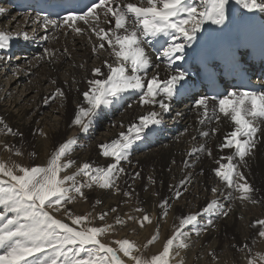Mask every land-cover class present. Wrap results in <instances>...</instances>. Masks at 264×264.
I'll return each instance as SVG.
<instances>
[{
    "label": "snow or ice",
    "instance_id": "1",
    "mask_svg": "<svg viewBox=\"0 0 264 264\" xmlns=\"http://www.w3.org/2000/svg\"><path fill=\"white\" fill-rule=\"evenodd\" d=\"M229 3L230 0H137L136 3L130 0H64L61 10L66 14L59 19L37 15L32 22L44 33L39 37L42 44L55 40L56 37L48 33L59 29L65 37L69 34L73 37L87 36L92 54L97 59L102 52H108L111 58V62L103 61L107 73L100 67L91 69V78L86 80L88 88L82 93L83 101L78 104L70 127L87 133L102 109L119 103L129 93H139L138 104L151 108L136 118L138 123L128 124L127 131H122L118 138L98 146L101 156L111 158L106 167L97 166L94 162L77 166L76 161L69 158L78 144L75 137L59 143L43 165L24 166L15 161L0 160V264H172L173 260L176 264H183V259L177 258L190 246L188 241L192 233L199 236L201 231L214 225L212 217L229 215L231 206L226 209L219 197L230 202L238 200L241 204L259 203L253 195L257 190L248 182L241 168L247 170V158L254 155L259 134L264 132V91L231 90L226 95L197 94L191 97L194 101L191 110L198 116L200 127L196 131L199 136L207 138L210 135L202 130L206 123L213 120L218 123L221 117L227 118L234 129L218 147L221 151H232L214 160L218 167L212 171L219 187L211 189L213 199L200 211L177 217L178 225H174L173 234L157 254L145 257L141 247L127 238L111 241L116 247L103 242L102 237L113 232L116 225L126 224L119 215L115 224L89 226L91 213L74 215L68 208L78 199H88L85 189L111 191L114 195L120 193L122 175H130L122 162L130 163L133 145L146 139L162 124L163 115L170 111V102L178 94V86L181 89L187 86L181 84L186 72L177 71L173 65L184 59L185 49L197 39L206 23L224 24ZM236 3L249 12L264 11V4L258 0H236ZM6 11L0 7V16ZM105 25L112 26L106 28ZM32 32L29 36L26 32L0 30V51L6 54L11 43L21 38L26 42L36 41V28ZM156 45H160L156 59H163L165 71L169 72L163 79L155 71L160 64L153 68L145 50L146 46ZM57 56L70 58L71 53L67 47L59 52L45 46L42 55L34 59L55 63ZM5 59L6 55H0V61ZM79 67L83 69L85 65L82 63ZM150 69L152 75L149 77ZM51 82L56 83L55 80ZM57 97L64 98L60 88L52 94V99ZM48 102L45 98L44 103ZM128 107L131 108L132 104ZM181 114L177 112L176 116ZM0 126L4 135H21L3 120H0ZM211 134L215 135L216 129H212ZM192 140L196 137L193 136ZM3 148L12 155H23L14 145L5 144ZM205 151L204 144L194 145L187 155L193 157ZM207 151L211 157V150ZM29 156L35 158L36 153H29ZM184 163L188 166L189 162L186 160ZM139 176L137 172L130 178L135 181ZM190 180L189 176L181 180L179 186H170V190L174 189L173 199L178 201L183 197L187 191L185 185ZM123 195L130 198L132 193L125 191ZM99 203L101 201L97 200L96 204ZM170 206L168 199L158 202L161 218L168 215ZM134 211L142 213V216L137 218L126 213L128 221L138 223L141 229L145 222L152 224L144 209L136 207ZM111 212L116 213L117 209L112 208ZM53 213L62 214L64 219ZM108 215V212H103L96 219L104 221ZM205 217L207 221L202 224ZM65 220H70L71 224ZM257 225L261 226L258 235L264 238V219L254 221L251 226ZM158 239L157 232L143 248L147 249ZM237 250L244 251L243 248ZM209 254L215 259L214 253ZM247 264H264V255H253L249 248Z\"/></svg>",
    "mask_w": 264,
    "mask_h": 264
},
{
    "label": "bare ground",
    "instance_id": "2",
    "mask_svg": "<svg viewBox=\"0 0 264 264\" xmlns=\"http://www.w3.org/2000/svg\"><path fill=\"white\" fill-rule=\"evenodd\" d=\"M130 2L136 3L137 0H130ZM258 2L264 4V0H258ZM0 7L7 10L6 14L0 16V30L13 33L26 32L31 36L33 34L32 29L36 28L35 34L37 36L36 41L26 42L21 38L11 43V46L20 48V56L16 55L17 58L19 57L17 61L10 63L7 58L4 61H0V120H3L14 131L21 133L20 136H15L16 139H21L25 136L32 137L34 139V149H32L35 153L52 151L59 143L75 137L78 144L74 150L75 152L69 157L70 159L76 160L78 158L76 154L81 153L83 149H87L90 153L86 152L84 158L89 159V163H93L92 154L97 151L98 162L94 163L98 166L106 167L107 162L99 161L100 148L98 146L118 138L122 131H127L128 124L132 122L138 123L136 118L145 114L150 110L151 106L145 105L141 107L138 104L139 93H129L119 103L102 109L101 115L96 118V122L87 133L81 132L76 127H70L78 104L83 101L82 93L88 88L86 80L91 78V69L100 67L104 73H107L108 69L103 66V61L109 60L111 62L108 52H102L99 59H97L92 54V45L88 43L87 36L73 37L69 34L65 37L62 30L59 29L51 30L48 33L55 36V40L42 44L39 37L44 33L42 29L32 22L35 18L27 15L19 16L12 12L6 4H0ZM255 11H258L264 19V11ZM248 12L237 4L236 0H230V3L226 6L224 24L212 25L206 23L197 34V39L192 41L191 46L185 49L184 59L176 61L173 68L180 71L179 64L184 63L189 56H194L197 51H202L203 47L200 43L204 38L214 40L215 38H224L230 35L231 30L239 26ZM110 26L112 25H105L106 28ZM92 39L95 40V37H92ZM45 46L57 49L59 52H63L64 48L67 47L71 56L70 58L57 56L55 63L34 59L42 55ZM24 50H27V52ZM145 50L153 62V68H155L156 64H160V68L155 69V71L159 72L161 79L165 78L169 72L165 71L163 59H156L158 52L154 51L153 47L146 46ZM0 55H5V53L0 51ZM12 58H10V61ZM82 63L85 65L83 69L79 67ZM73 65L76 66L73 67ZM130 71L129 69V73ZM148 75L149 77L152 75V69L149 70ZM52 80H55L56 83L53 84ZM73 80H75V83H73ZM56 88H60L64 92L63 99L59 97L52 99V94ZM45 98H48L49 102L47 104L44 103ZM71 102L77 103V106L72 105ZM192 103L177 105L171 101L170 111L163 115V119L168 122L167 129H156L146 139L137 141L131 150L130 163L122 162L124 167L129 164L135 165L133 168L136 170L129 172L130 175L126 176L128 179H131V175L139 173L143 166H147L150 163V167L146 168L144 175L140 174L135 181L132 180L129 183L131 188L128 187V191L136 195L141 194L140 202L142 205H151H148L149 207L146 206L144 210L146 213L149 212L153 215V221L150 225L145 224L143 229L135 222H128L127 226H119L117 228V237L127 232V230H124L126 227L136 232V234L131 233L129 237L137 238V240L139 237L142 239L149 238L150 235H154L156 229L159 233V239L151 248L152 251L159 249L161 251V246L164 244L166 237L168 238L170 235L171 228H173L177 217L187 215L190 212L200 211L213 199L211 189L219 187L212 171L218 167L214 160H219L222 156L228 155L232 151L231 149L221 151L218 146L224 142L225 136L234 129V126L227 118L221 117L218 123L214 120L206 123L202 130L208 131L210 135L207 138L200 137L196 131L200 127L197 124L198 116L194 110H191ZM128 104H132V107L129 108ZM84 106L87 107V105ZM156 110L159 109L157 108ZM177 112L182 113L180 117L176 116ZM121 124L125 125V127L121 128ZM212 129H216L215 135L211 134ZM193 136L196 137L194 141L192 140ZM91 140L95 142H91L88 145L87 142ZM200 144L206 146V151L193 157H188L187 153L191 148ZM207 150H211V157L208 155ZM142 153L145 154L136 156ZM247 159V170L243 168L241 170L244 171L248 182L257 190L253 195L259 203L246 202L241 204L238 200L230 202L224 200L223 197H219L220 203L226 209L229 205L231 206L229 215L226 218H221L218 222H216L217 218L212 217L214 225L203 231L204 233H200L199 236L194 232L192 233L188 241L190 246L186 250H182L181 256L177 258H182L183 264H215V261H224L225 257L220 256L221 254L219 255L223 250L226 251L224 256L228 254L231 257L230 260L238 261L237 249L242 248L243 245H247V247L250 245L252 231L260 227V225L252 227V223L264 219V132L259 134V142L254 150V155ZM186 160L189 162L188 166L184 163ZM189 176L191 180L185 185L187 191L184 192L181 199L174 202L172 198L174 189L170 190V186H179L181 180ZM149 177H151V180ZM123 178L121 177L119 181L120 190L122 186L126 185ZM144 180L149 181L147 183L150 187ZM100 192L104 193L102 195L103 198L111 199L108 204H111L112 208L114 206L117 209L116 214L119 215L122 212L123 205L119 207L120 204L117 205L115 203L117 196L111 194V191ZM154 193L158 195L156 198H154ZM164 199H168L171 206L168 209V215L161 218V209L157 207V204ZM206 221L207 217L204 218V221L202 220V224L206 223ZM243 221L246 222L244 227ZM65 222L67 221L65 220ZM122 228L123 230H121ZM130 240L137 241L136 239ZM209 253H214L215 259ZM172 263L176 264V260H173Z\"/></svg>",
    "mask_w": 264,
    "mask_h": 264
},
{
    "label": "rangeland",
    "instance_id": "3",
    "mask_svg": "<svg viewBox=\"0 0 264 264\" xmlns=\"http://www.w3.org/2000/svg\"><path fill=\"white\" fill-rule=\"evenodd\" d=\"M14 58V59H17V57H14V56H9L8 58L10 59V58ZM7 58V57H6ZM20 90V89H19ZM71 104L72 105H74V106H77L76 104L77 103H74V102H71ZM59 108H61V107H59ZM167 127H168V122H167V120H165V119H163V122H162V124L158 127V130L160 129V130H165L164 128H166L167 129ZM111 129H112V127H110ZM11 139V140H10ZM10 140V141H9ZM19 140V141H18ZM33 140L34 139H32V137H27V136H25L24 138H21V139H16L15 137H13V136H7V135H4L2 132H0V160H4V161H9V160H11V161H15V162H17V163H19V164H21V165H24V166H36V165H43L45 162H46V160H47V157H48V154L51 152V151H46V152H44V151H41V152H37L36 153V157L35 158H32V157H30L29 156V153H33L34 152V147H33ZM41 140V139H40ZM52 141H53V139H51ZM54 142V141H53ZM91 142H95L94 140H91V141H88L87 143H88V145L91 143ZM25 143V144H24ZM5 144H7V145H14L15 146V148L17 149H19V150H21L22 151V153H23V155L22 156H15V155H12L10 152H7V151H5L4 150V148H3V145H5ZM18 146V147H17ZM23 147V148H22ZM55 147H57V146H55ZM33 148V149H32ZM28 149V150H27ZM150 150H152V149H150ZM24 151V152H23ZM75 152V151H74ZM86 152H89V151H87V149H83L82 151H81V153H78V154H76V156H78V158L75 160L76 161V164H77V166L78 165H80V164H82V163H84V162H88V160L89 159H85L84 158V154H86ZM96 152V153H95ZM90 153V152H89ZM100 154V153H99ZM145 153H142V154H138V155H136V156H142V155H144ZM41 155V156H40ZM40 156V157H39ZM94 156V157H93ZM27 157V158H26ZM46 157V158H45ZM20 158V159H19ZM92 162H98V152L97 151H94L93 152V154H92ZM96 158H97V160H96ZM41 159V160H40ZM95 159V160H94ZM38 160V161H37ZM101 160H103V161H105V162H107V164L110 162V160H111V158H105V157H103V156H101L100 155V159H99V161H101ZM30 162V163H29ZM98 166V165H97ZM128 166V167H127ZM127 166H125V169H126V171H127V173H131L132 171H135L136 169L135 168H133V167H135V165H131V164H129V165H127ZM132 166V167H131ZM147 167H150V163H149V165H147V166H143V168H141L140 169V174H145L146 173V168ZM74 170H75V168H73ZM73 169H72V171H73ZM132 169V170H131ZM124 177V178H123ZM122 178H123V180L125 181V184L127 185H124V186H122V188H121V190H120V193L119 194H115V196H117V200H116V204L118 205V204H120L119 205V207L121 206V205H123V209L121 210L122 212H120L119 213V216L122 218V219H125L126 220V224L124 225V226H127L129 223L128 222H133V221H128L127 220V217L125 216V214L127 213V214H131V215H135L137 212H135L134 211V209L136 208V207H143L142 209H145L146 208V206L147 207H149L148 205H150V204H148V205H146V206H144V205H142L141 204V202H140V199H141V194H132V196L129 198V197H125L124 195H123V192H125V191H128L129 190V183H131V181H132V179H128V178H126V176H124V175H122ZM144 182H146V184H148L147 182H149V181H146V180H144ZM148 186L150 187V185L148 184ZM86 191V194H87V196H88V199L87 200H84V201H81V200H77L76 202H74L73 204H71V205H68V208L69 209H71V211L73 212V214L74 215H80V216H83V215H85V214H88V213H91V217H90V219H91V221H92V223H91V225H89V226H97V227H99V226H103L105 223L106 224H115V218H116V216H117V212L116 213H113L112 214V212H111V208H112V206H110L111 204H108L110 201H111V199H105V198H103L102 197V195L104 194V193H101L100 191H104V190H93V191H87V189H85ZM138 190H139V188H138ZM122 191V192H121ZM111 194H113L112 192H110ZM95 194H97V196H95ZM136 196H138L137 198H136ZM158 195L157 194H155L154 195V198H156ZM128 198V199H127ZM136 199V200H135ZM97 200H100L101 201V203H99V204H101V205H99V204H96V201ZM132 200V201H131ZM135 200V201H134ZM174 202H176L177 200H173ZM77 202H78V204H77ZM130 202H132V203H130ZM105 203V204H104ZM131 205H130V204ZM95 204V207L97 208H93V205ZM133 204H134V206H133ZM108 205V206H107ZM89 206V207H88ZM151 206V205H150ZM109 207V208H108ZM125 207V208H124ZM134 207V208H133ZM113 208H114V206H113ZM128 209V210H127ZM133 210V211H132ZM126 213H125V212ZM145 211V210H144ZM98 212V213H97ZM103 212H108L109 213V215H108V217H106V219L104 220V221H101V220H98V219H96V217L99 215V214H101V213H103ZM133 212V213H132ZM135 212V213H134ZM112 215H111V214ZM125 213V214H124ZM148 213V215L150 216V218L152 219L153 218V215L151 214V213H149V212H147ZM53 215H56L57 217H59V218H62V219H64V217L62 216V214H56V213H53ZM152 215V216H151ZM137 218H140L141 216H142V213H138V214H136L135 215ZM217 217H215V219H216ZM221 218H226V217H220V218H217L216 219V222H218L219 220H221ZM109 220V221H108ZM68 223H70L71 224V222H70V220H66ZM153 221V220H152ZM204 221V220H203ZM179 223V220L177 219L176 220V222H175V224L174 225H178V223ZM100 223V224H99ZM136 223V222H135ZM246 224V222H242V224H243V227L245 226V224ZM136 224H138V223H136ZM145 224H147V222H145ZM139 225V224H138ZM147 225H150V224H147ZM174 225H173V228H171V233H170V235L168 236V238L173 234V231H174ZM119 227V225H116L115 226V230L113 231V232H111V233H109V234H106V235H108V236H104V237H102V240H103V242H105V243H109L110 244V246H112V247H116V245H114V244H111V241H113V240H117V239H124V238H128L129 237V235H131V233H135L136 234V232L133 230V229H130L129 227H126V228H124V230H127V232H125V234L124 235H121L120 237H117V235H118V231H117V228ZM248 228L249 229H251L250 228V226H248ZM261 229V226L260 227H258V228H256V230L255 231H252V233L253 234H251L252 236H251V242H250V245L247 247V248H245L244 246L245 245H243V249H244V251H238V258H239V260L238 261H236V260H230L231 259V257L230 256H228V254L226 255V256H224L225 255V253H226V251L225 250H223L221 253H219V255L220 256H223V257H225V259H224V261H215L216 263L215 264H241V263H243V264H247V254H248V249L250 248L251 249V252H252V254L253 255H256V254H262V255H264V238H261L259 235H258V231ZM121 230H123V228L121 229ZM117 232V233H116ZM157 230L155 229V232H154V235H156L157 234ZM201 233H204L203 231H201ZM153 236V234L152 235H150V237L149 238H145V239H142L141 237H139V239L137 240V238H130L129 237V240L130 239H136L137 241H133V242H135L136 244H137V246H140L141 247V252H142V254L145 256V257H151L152 255H154V254H157L159 251H160V249L159 250H155V251H152V245H149L148 246V248L147 249H145V248H143V245L144 244H146L147 243V241L149 240V239H151V237ZM194 236V235H193ZM166 239H167V237H166ZM166 239H165V241H166ZM253 239V240H252ZM142 240V241H141ZM131 241V240H130ZM164 241V242H165ZM231 242V241H230ZM162 247H163V245L161 246V249H162ZM122 255V254H121ZM241 259H242V261H241ZM246 259V260H245ZM243 261H245V262H243ZM219 262V263H218ZM172 264H174V263H172Z\"/></svg>",
    "mask_w": 264,
    "mask_h": 264
}]
</instances>
